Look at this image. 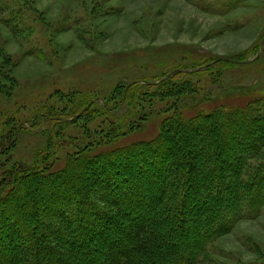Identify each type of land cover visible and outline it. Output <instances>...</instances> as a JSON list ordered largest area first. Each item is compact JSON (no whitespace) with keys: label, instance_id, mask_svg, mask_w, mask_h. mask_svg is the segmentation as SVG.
Listing matches in <instances>:
<instances>
[{"label":"trees","instance_id":"1","mask_svg":"<svg viewBox=\"0 0 264 264\" xmlns=\"http://www.w3.org/2000/svg\"><path fill=\"white\" fill-rule=\"evenodd\" d=\"M249 54L130 82L112 106L86 95L64 116L45 108L46 132L62 124L60 117L68 124L99 117L110 123L99 141L61 166L50 161L58 134L48 136L33 166L0 160V264H199L237 222L257 218L264 207V98L190 119L164 116L151 139L104 146L153 116H115L134 96L149 98L170 84L161 95L192 93L190 82L173 83L180 75L221 83L229 69L250 65ZM18 130L8 125L0 134V155Z\"/></svg>","mask_w":264,"mask_h":264},{"label":"rangeland","instance_id":"2","mask_svg":"<svg viewBox=\"0 0 264 264\" xmlns=\"http://www.w3.org/2000/svg\"><path fill=\"white\" fill-rule=\"evenodd\" d=\"M263 39L264 0H0V134L8 125L20 128L0 160L33 166L48 136L58 134L50 161L61 166L78 149L99 141L110 120L68 124L60 117L62 124L46 132L45 108L64 116L86 95L112 106L121 86L176 69L188 73L214 58L250 52V65L229 69L221 83L203 74L173 79L178 85L190 82L192 93L161 95L170 84L152 97L134 96L114 115L153 116L104 146L151 139L164 116L190 119L264 98ZM260 150L264 154V144ZM209 247L199 264H264V207Z\"/></svg>","mask_w":264,"mask_h":264},{"label":"water","instance_id":"3","mask_svg":"<svg viewBox=\"0 0 264 264\" xmlns=\"http://www.w3.org/2000/svg\"><path fill=\"white\" fill-rule=\"evenodd\" d=\"M263 43H264V40L262 41V44H263ZM85 109H86V108H85ZM85 109H84V110H85Z\"/></svg>","mask_w":264,"mask_h":264}]
</instances>
